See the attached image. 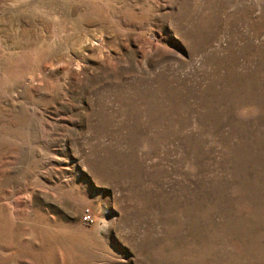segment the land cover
Returning a JSON list of instances; mask_svg holds the SVG:
<instances>
[{
    "label": "rangeland",
    "instance_id": "374dc122",
    "mask_svg": "<svg viewBox=\"0 0 264 264\" xmlns=\"http://www.w3.org/2000/svg\"><path fill=\"white\" fill-rule=\"evenodd\" d=\"M0 264H264V0H0Z\"/></svg>",
    "mask_w": 264,
    "mask_h": 264
},
{
    "label": "built area",
    "instance_id": "2783aa9c",
    "mask_svg": "<svg viewBox=\"0 0 264 264\" xmlns=\"http://www.w3.org/2000/svg\"><path fill=\"white\" fill-rule=\"evenodd\" d=\"M82 219H83L84 221H88V220L90 219V217H89V215H84V216L82 217Z\"/></svg>",
    "mask_w": 264,
    "mask_h": 264
}]
</instances>
